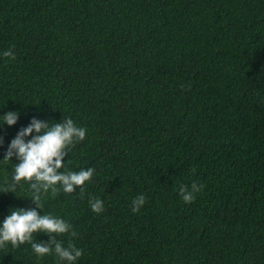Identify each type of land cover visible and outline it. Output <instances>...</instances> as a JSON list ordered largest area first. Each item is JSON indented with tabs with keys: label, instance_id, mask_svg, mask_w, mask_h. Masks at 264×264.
I'll return each instance as SVG.
<instances>
[{
	"label": "trees",
	"instance_id": "trees-1",
	"mask_svg": "<svg viewBox=\"0 0 264 264\" xmlns=\"http://www.w3.org/2000/svg\"><path fill=\"white\" fill-rule=\"evenodd\" d=\"M8 111L0 158L33 117L86 129L63 162L92 178L37 208L71 225L52 237L82 249L76 264H264V0H0ZM30 198L24 182L0 193V220ZM0 264L59 262L25 242L0 247Z\"/></svg>",
	"mask_w": 264,
	"mask_h": 264
},
{
	"label": "clouds",
	"instance_id": "clouds-1",
	"mask_svg": "<svg viewBox=\"0 0 264 264\" xmlns=\"http://www.w3.org/2000/svg\"><path fill=\"white\" fill-rule=\"evenodd\" d=\"M11 50L3 52V56L13 57ZM20 113L8 111L0 116V127H12L17 124ZM86 136V129L78 126L70 117L60 122L49 123L33 117L30 122L20 128L10 140L4 151L0 163L12 165L11 181H5L0 193H13L16 185L28 183L31 189V200L36 205L34 208H11L8 214L0 220V247L11 245L16 247L25 242L31 244L33 253L43 257L54 253L59 264H76L82 255V249L69 244L65 247L59 240L52 237L60 234L72 233L71 225L63 218L50 213L40 214L37 208L42 207V197L49 191L55 193L57 186L65 193H71L75 187H82L89 181L94 169L81 168L72 171L65 167L64 157L66 151L77 141H82ZM4 141L0 137V147ZM15 158V163H13ZM61 169H65L61 171ZM200 186L193 182L190 187L181 186L180 196L185 203L195 199ZM145 203V197L138 195L132 201V211L136 212ZM93 212L103 211V201L94 198L89 201ZM43 232L49 235L50 242H36L34 234Z\"/></svg>",
	"mask_w": 264,
	"mask_h": 264
}]
</instances>
